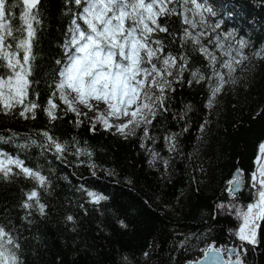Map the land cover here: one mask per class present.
<instances>
[{
	"label": "trees",
	"instance_id": "trees-1",
	"mask_svg": "<svg viewBox=\"0 0 264 264\" xmlns=\"http://www.w3.org/2000/svg\"><path fill=\"white\" fill-rule=\"evenodd\" d=\"M228 1V9L216 12L220 31L244 39L253 51L264 46V0ZM70 7L75 10L68 0H41L39 5L41 24L33 43L27 98L41 105L35 119L20 117V106L11 115L0 114V136L9 141L0 142V152L22 160L49 181L44 189L22 174L0 180V224L19 238L21 260L24 264H185L199 259L209 244L222 249L240 246L231 234L239 225L234 212L217 205L246 207L254 201L250 176L264 143V68L246 82L255 104L237 106L230 118L209 110L212 82L206 79L192 86L174 85L168 111L148 125L151 139H143L142 130L125 138L99 122L93 128L95 119L66 111L59 94L52 95L53 79H58L63 66L56 61L65 58L62 46ZM13 13L17 17L13 24L18 26L20 8ZM160 22L167 23L177 38L170 43L172 37L159 34L167 45L165 51L178 53L184 27L180 19L165 17ZM187 50L191 54L190 45ZM190 67L211 76L208 61L199 53L191 55ZM184 78L190 79V74L185 72ZM50 98L58 105L54 121L43 111ZM45 131L65 146L59 157L54 147L46 146ZM166 136H175L179 155L169 154ZM201 137L210 147L206 175L194 163ZM152 151L158 157L150 164ZM236 168L244 174V189L233 199L227 189ZM34 188L46 205L45 216L35 209L28 215L21 207L25 194ZM85 190L106 199L93 204ZM242 258L245 264H264V225L258 230V243L243 246Z\"/></svg>",
	"mask_w": 264,
	"mask_h": 264
},
{
	"label": "snow or ice",
	"instance_id": "snow-or-ice-1",
	"mask_svg": "<svg viewBox=\"0 0 264 264\" xmlns=\"http://www.w3.org/2000/svg\"><path fill=\"white\" fill-rule=\"evenodd\" d=\"M40 2L0 0L2 115H11L20 106V117L35 119L36 110L41 108L35 101L27 99L32 84L29 79L32 61L35 59L33 43L41 24ZM68 3L74 5L75 10L69 8L71 18L62 46L65 58L63 62L56 61L63 66L58 70L59 79H53L52 95L58 93L59 100L66 105V111L76 112L78 116L82 113L76 107L77 103L92 111L93 105L89 101L97 102L93 128L99 122L106 130L115 128L125 138L143 128V139H151L148 125L168 111L167 101L170 99L169 93L175 90L174 85L187 83L192 86L206 79L214 81L208 101V107L211 108L215 96L227 82L220 68L227 69V74L231 75L235 66L247 59L243 53L247 41L237 39L232 32L223 33L219 23H209V17L215 13L199 0H68ZM18 7L20 23L15 26L13 20L17 17L13 9ZM172 16L178 17L184 26L179 36L181 50L178 53L166 52L167 45L159 35L167 34L172 37L170 43H176V33L170 30L167 23L160 22L161 18ZM189 45L191 54L187 50ZM196 53L208 61L210 77H206L200 69H191L190 58ZM185 72L190 74V79L185 80ZM100 103L106 106V112L99 110ZM57 108L58 105L50 98L43 111L54 121L58 118L55 114ZM113 120L123 122L112 123ZM42 135L46 138V146L54 147L58 157L65 151V146L47 131ZM165 141L169 150L175 151V136H166ZM0 142L9 141L0 136ZM31 143L36 144V141ZM19 147L26 148L28 145ZM141 147L145 145L141 144ZM259 151L256 170L250 176V187L255 189L254 201L246 207L235 203L217 205L219 209L234 212L240 222L238 229L231 233L241 242L240 251L236 247L222 249L209 244L203 251L206 255H213V264H245L243 246H255L258 243V230L264 225V143L259 145ZM151 154L150 164L158 157L155 151ZM13 168L19 171L14 172ZM21 174L35 181L39 188H47L49 181L38 170L26 167L22 160L0 152V180H10ZM243 175L242 171L237 170L229 181L227 190L233 199L244 183ZM86 195L93 204L106 199L93 191H86ZM25 196L21 207L28 211V215L33 209L40 216L46 215V205L41 202L38 190L34 188ZM66 219L68 222L73 221L72 216ZM21 247L13 230L0 224V264H24L19 255ZM224 256H227V260L223 259ZM192 264H201V261L196 260Z\"/></svg>",
	"mask_w": 264,
	"mask_h": 264
},
{
	"label": "rangeland",
	"instance_id": "rangeland-1",
	"mask_svg": "<svg viewBox=\"0 0 264 264\" xmlns=\"http://www.w3.org/2000/svg\"><path fill=\"white\" fill-rule=\"evenodd\" d=\"M201 1H202L201 4L205 5L208 8H211L215 13L214 16L209 17V23H219L221 25L220 21L216 18V15H217L216 12L220 8L228 9V7L231 5L230 2L228 0H201ZM243 53L247 57V59H244L242 63L236 65L235 71H233L231 75L227 74V69L220 68V72L224 74L225 80L227 82L224 84L221 91L215 96L211 108L208 107L209 110L215 116L223 117V118H230L234 109L237 106H240V107L249 106L251 104H255L256 102V100L251 99V97L249 96V89L247 88L246 82L249 78L254 77L256 72L259 69L264 68V46L258 48V50L256 51H253V49H251L247 44V47L243 50ZM257 53H260V55H257ZM217 55H220V54L217 52ZM221 58L227 59V57H221ZM212 83H214V81ZM89 103L93 105L92 111H89L88 108H85L83 105H79L78 103L76 107L82 113L81 115H83L87 119L92 120V119H95L96 117L97 102L89 101ZM99 105H100L98 106L99 110L106 112V106L103 105V103H100ZM111 122L112 123H122L123 120L121 121L113 120ZM100 125L104 127L103 124L100 123ZM111 130H114L116 132L115 128H112ZM137 130L143 131V128H140ZM203 134H205V129H203ZM175 145H176L175 151H170L168 143L166 142L167 151L173 157L179 155V148H178L176 141H175ZM259 155H260V151H259ZM209 157H210V147L205 142L204 138L201 137L199 143L195 147L194 163L200 169L203 175L207 174L206 166L208 164ZM165 165L166 164L163 163L164 168H165ZM256 166H257V163H256ZM230 247H234V246L223 247V248H230ZM236 248H237V251H240V246ZM151 253L152 251L146 254L145 256L146 262H148V259ZM224 257L227 260V256H224Z\"/></svg>",
	"mask_w": 264,
	"mask_h": 264
},
{
	"label": "water",
	"instance_id": "water-1",
	"mask_svg": "<svg viewBox=\"0 0 264 264\" xmlns=\"http://www.w3.org/2000/svg\"><path fill=\"white\" fill-rule=\"evenodd\" d=\"M237 170H239V169L236 168L234 170V172L231 175L230 179H232L234 177V175L237 172ZM243 180H244V178H243ZM243 189H244V183L241 186V190L238 193H236L235 196H237L238 194H240L243 191ZM151 248H153V244H152ZM223 259L226 260L225 257H223ZM197 260L201 261V264H213V255L211 253H209V254L206 255L205 252H203L202 256L199 259H197ZM194 261H196V260H194ZM192 262L193 261H188L185 264H192Z\"/></svg>",
	"mask_w": 264,
	"mask_h": 264
},
{
	"label": "bare ground",
	"instance_id": "bare-ground-1",
	"mask_svg": "<svg viewBox=\"0 0 264 264\" xmlns=\"http://www.w3.org/2000/svg\"><path fill=\"white\" fill-rule=\"evenodd\" d=\"M99 106H100V105H99ZM150 251H151V250H150ZM150 251H149V252H150Z\"/></svg>",
	"mask_w": 264,
	"mask_h": 264
}]
</instances>
